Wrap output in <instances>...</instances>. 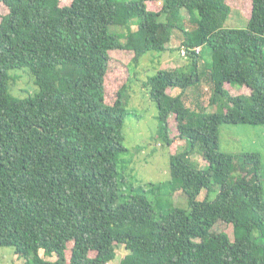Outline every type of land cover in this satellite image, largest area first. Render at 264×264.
<instances>
[{
  "label": "trees",
  "instance_id": "16d2710c",
  "mask_svg": "<svg viewBox=\"0 0 264 264\" xmlns=\"http://www.w3.org/2000/svg\"><path fill=\"white\" fill-rule=\"evenodd\" d=\"M158 2L162 9L152 10ZM249 2L238 28L228 24L227 0H0V248L25 264H111L119 246L128 251L120 264H264L262 157L219 144L222 125L264 126V0ZM114 26L132 27L125 42ZM177 33L189 63L156 65L144 86L162 142L173 145L175 116L187 148L170 156V180L128 185L121 168L130 88L108 104L110 51L133 52L136 64L147 54L160 59ZM19 70L33 78L34 96L10 92ZM204 83L210 104L219 102L215 113L204 106ZM198 147L202 169L190 159ZM176 191L188 208L175 205ZM223 225L233 239L216 235Z\"/></svg>",
  "mask_w": 264,
  "mask_h": 264
},
{
  "label": "rangeland",
  "instance_id": "374dc122",
  "mask_svg": "<svg viewBox=\"0 0 264 264\" xmlns=\"http://www.w3.org/2000/svg\"><path fill=\"white\" fill-rule=\"evenodd\" d=\"M72 0H60V6L70 5ZM231 7L229 26H239L243 28L246 19L250 15V2L249 0H227ZM163 2H158L156 5L151 6L152 10L160 11ZM6 8L0 3V13L4 14ZM184 23L187 28L195 26V23L190 21V17L184 12ZM164 20V17L161 18ZM246 26V25H245ZM244 26V27H245ZM121 27H112V30L122 36V42H125L129 30ZM180 34L174 35L168 49L162 54L160 59L151 56L150 54L142 58L139 64L133 61L135 54L133 52L116 50L110 51L111 65L107 73V102L114 104L118 97V91L124 88H130L128 99L125 100L126 108L130 112L126 118L123 133L126 139V146L128 153L126 155L125 179L128 185L138 187L147 183H158L170 180V156L182 152L187 148L184 140L179 139L178 125L175 116L169 118L171 126V137H174V143L171 147L165 145L159 137V120L158 108L156 102L151 98L148 90L145 88L144 83L148 77L154 75L159 69L173 70L183 64H188V60L182 56L177 49L180 47ZM170 48V49H169ZM180 54V55H179ZM202 65L201 71L207 73L206 64L211 62L209 53L201 52ZM161 61V64H158ZM159 65V66H158ZM14 83H12V90L10 92L17 97L34 96L37 92L33 85L34 80L23 71L11 72ZM206 76V74H205ZM24 77V78H20ZM204 77V76H203ZM199 85L202 88L201 93L204 95V106L207 107V112L215 113L218 110V105H211V86L207 83ZM193 87L189 89V105L195 108V101L198 94ZM234 93L241 92V94H249L251 91L248 88L232 87ZM170 94L177 95L178 91H171ZM220 149L225 153H232L239 155L244 152H257L262 157V172L264 175V126L253 125H233L225 124L221 126L219 137ZM190 159L198 165L201 169L207 166L201 154L200 147L196 148L190 156ZM238 177V171H233L232 181ZM176 189L180 184L175 180L173 182ZM203 198H201L202 200ZM173 201L176 206L181 208H188V199L183 191H176L173 195ZM225 231L233 239V227L230 225H223L215 229L216 235L219 232ZM128 253L124 246L117 248V258L111 264H120L121 260ZM41 256L44 257L43 251ZM48 260H56V256L45 257ZM0 264H25V260L19 258L14 254L11 247L0 248Z\"/></svg>",
  "mask_w": 264,
  "mask_h": 264
},
{
  "label": "built area",
  "instance_id": "2783aa9c",
  "mask_svg": "<svg viewBox=\"0 0 264 264\" xmlns=\"http://www.w3.org/2000/svg\"><path fill=\"white\" fill-rule=\"evenodd\" d=\"M198 52H199V49H198ZM182 54L184 55V51H182Z\"/></svg>",
  "mask_w": 264,
  "mask_h": 264
}]
</instances>
